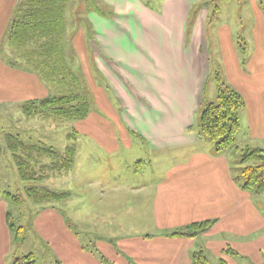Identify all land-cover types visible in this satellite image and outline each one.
<instances>
[{
  "label": "crops",
  "instance_id": "1",
  "mask_svg": "<svg viewBox=\"0 0 264 264\" xmlns=\"http://www.w3.org/2000/svg\"><path fill=\"white\" fill-rule=\"evenodd\" d=\"M125 1L132 2V11H104L94 0L98 9L93 7L86 19L91 35L88 63L117 101L118 114L113 121L97 119L94 124L99 128L93 134L82 137L81 145L70 144L75 150L72 167L56 175L71 169L78 173L83 166L81 175L91 179L86 182L100 188L85 186L81 193L70 189L69 197L58 201L63 208L58 202L40 208L30 222L32 235L44 247L46 264H103L93 249L114 264H191L188 252L194 247L202 249L209 262L216 256L227 264H237L225 257L218 232H231L228 223L236 221L242 227L240 235L247 237L263 223L254 228L261 217L254 210L253 195L233 181L231 152H216L197 135L210 75L206 52L210 0H121L124 9ZM16 2L0 0V41ZM261 6L262 13L252 16V51L245 71L237 70L240 81L227 77L229 86L244 101L239 130L243 127L245 132L236 137L237 145L264 137V2ZM2 60L0 107L21 110L28 100L52 96L37 74L7 66ZM37 117L45 124L48 121ZM73 138L72 133L67 134L69 141ZM127 152L137 158L134 164L126 161ZM91 153L94 162L101 163L97 175L94 169L88 174L85 166ZM158 162L165 166L150 172ZM142 168L143 173L139 172ZM129 195L133 197L130 204L126 202ZM85 201L92 206L106 205L108 216L119 222L134 220L140 225L133 235L95 236L89 247L67 226L66 220L74 224L75 216L70 213L68 217L64 209L69 205L75 211ZM7 212L0 194V264H8L12 251ZM210 219L215 220L213 225L195 238L163 235ZM202 238L210 239L205 243ZM244 247L242 244L240 249ZM234 251L253 264L264 260L263 252L262 259L253 261L250 253Z\"/></svg>",
  "mask_w": 264,
  "mask_h": 264
},
{
  "label": "rangeland",
  "instance_id": "2",
  "mask_svg": "<svg viewBox=\"0 0 264 264\" xmlns=\"http://www.w3.org/2000/svg\"><path fill=\"white\" fill-rule=\"evenodd\" d=\"M103 10H117V11H132V2L125 1L126 9L122 7L121 0H103L100 1ZM264 0H210L208 7L210 9L208 21L206 24L207 30V44L206 52L208 57L210 56V75L205 83V100L204 103H211L215 101V98L211 100V95L217 93V78L220 77L227 85L228 79L232 81H240L239 73L237 70L245 71L247 66L248 57L252 51V41L250 39L252 28V16H259L262 13L261 3ZM218 6V9L216 7ZM94 4L91 0H70L67 3L65 10L66 20V32L65 40L63 44L64 61L69 68L68 85L70 89L63 88L62 86L54 87L53 84L48 85L51 95H58L68 93L73 90H77V93L87 95L90 101V108L88 114L79 120H62L57 121L58 118H49L48 121H39L40 118L34 117L25 119L21 110L18 108L5 109L0 107V146L5 145V134H18L22 141L26 143H43V145L52 146L53 149L62 153L65 147L69 144L81 145L80 139L86 134H93L96 130L94 122L97 119L103 118L110 121L116 119L118 114V104L115 99L112 98L109 89L107 88L105 81L102 77H99L97 73L88 63L90 56V48L88 40L91 38L88 23L86 21L87 15L93 12ZM10 47H3L0 53V59L6 63L14 61L17 56L12 52ZM7 66H10L6 63ZM20 69V67H14ZM74 77V78H73ZM77 77V80H76ZM231 81V82H232ZM56 120V121H55ZM55 121V122H53ZM244 121L241 126H244ZM243 127L237 133V137H241L244 133ZM72 133L75 138L69 141L67 134ZM214 149V145L211 141L203 137ZM256 142L252 143H240L239 147L242 149L246 145L251 147H260L264 150V137H258ZM76 141V143H75ZM205 144V143H203ZM226 151L225 153H228ZM135 155L140 154L139 151L134 150ZM240 151L232 149L229 154V160L231 162L233 181L239 187L237 181L242 183V168L245 164L240 162ZM87 156L88 153H83ZM75 156V152H74ZM130 154L126 153V161L135 163L137 158L129 157ZM137 157V156H136ZM95 158L92 153L86 161V169L88 174L95 170L96 175L101 172V163L94 162ZM49 159L43 157L34 166V170L37 174H42L40 171L39 163H47ZM81 165L84 163L81 160ZM165 164L160 162L152 164L149 171L160 170ZM78 168V167H76ZM144 168V167H143ZM139 172H145L144 169ZM85 168L79 167L78 173L72 169L68 174L56 176L57 174L48 175L45 180L28 179L24 180L20 178L14 160L10 155L0 152V189L1 191H9L20 197L21 203L15 204L6 200L8 206V213L10 220L16 226H24V239L19 243L12 244L11 255L8 257V264H14V259L19 255L33 254L36 264H46L47 254L44 252V247L40 241L32 235L33 227L30 225L33 215L39 211L44 205L56 204L57 201H47L42 205H37L29 199L25 194V188L30 186H45L47 189L55 192H69L70 189L76 193L85 186L90 188H100V185L92 182L91 179L86 180V174L81 175L82 170ZM153 178V177H152ZM70 185L74 186L71 187ZM240 188V187H239ZM242 189V188H241ZM247 191V194L253 195L252 204L254 210L261 217L259 222L254 227L259 229L257 232L242 237L240 235L242 227L241 224L236 221H230L228 226L231 228V232H218V238L222 241V250L227 248H236L240 251L250 253L251 259H262L261 252L264 253V194L257 195L251 191ZM81 193V191H80ZM79 193V194H80ZM132 196H128L126 202L130 204ZM63 208L61 203H57ZM58 206V208H60ZM71 206L65 207L67 216L70 217V213L75 216V222L73 225L74 231H76L81 238V241L89 246H93L95 236L109 237V236H122L133 235L135 228L139 227V223L134 220L120 221L115 217H109L107 206L102 204L100 206H92L89 201L81 202L75 208ZM131 207V206H130ZM125 209L127 207L125 206ZM74 211V212H73ZM128 216V215H125ZM130 218H133L130 215ZM134 219V218H133ZM76 220L78 222H76ZM111 220V221H110ZM263 221V222H262ZM239 234H237V233ZM105 239V238H104ZM210 238H202V241L207 243ZM118 239H116L117 241ZM105 241H107L105 239ZM108 244L107 242H105ZM229 244V245H228ZM240 244V245H239ZM242 244L245 246L242 250ZM109 245V244H108ZM239 245V246H238ZM221 248V247H220ZM233 249V250H234ZM198 250L194 247L188 252L191 256V252ZM24 253V254H22ZM225 257L235 261L237 264H253L250 260L242 257V255H231L224 253ZM210 264H221L220 258L216 256L210 257ZM191 261V258H190ZM47 264H50L49 262ZM261 264V260H260ZM262 264L264 260L262 259Z\"/></svg>",
  "mask_w": 264,
  "mask_h": 264
},
{
  "label": "trees",
  "instance_id": "3",
  "mask_svg": "<svg viewBox=\"0 0 264 264\" xmlns=\"http://www.w3.org/2000/svg\"><path fill=\"white\" fill-rule=\"evenodd\" d=\"M69 1L17 0L0 41V53L6 46L10 47L17 56L12 62L6 61L8 65L35 73L46 84L52 83L54 87L62 86L70 89L68 85L70 73L63 53L66 32L65 10ZM91 2L98 9L94 0ZM12 52L9 55L13 57ZM243 105L241 95L218 77L215 101L203 102L199 111L197 135L211 141L216 152L228 150L231 152L232 149L240 151V162L245 165L241 172L243 181L242 183L237 181V183L243 190L261 195L264 194V150L248 145L241 149L236 140L240 127L239 114ZM89 108L90 101L87 95L77 93V90L73 89L68 93L28 100L21 104V112L27 119L41 116L47 119L79 120L88 114ZM0 152L10 155L14 160L20 178L45 180L48 177L47 171L51 174L66 173L74 162L75 150L69 144L64 152L58 153L52 146L43 145V143H26L18 134L7 133L5 134V145L0 146ZM43 157H47L49 162L39 163L42 174H37L34 166ZM0 194L5 200L15 204L21 203L20 197L9 191L0 189ZM25 194L37 205H42L47 201L58 202L69 197L68 192L58 193L45 186L26 187ZM214 222V219L193 222L171 231H165L163 235L195 238L205 233ZM66 223L74 232L69 220H66ZM7 224L11 232L12 244L21 242L24 239V226H16L10 220L8 212ZM92 251L98 255L103 264H114L95 249ZM225 252L237 255V252L231 248L223 250V253ZM220 263L227 264L223 258H220ZM14 264H36V262L34 255L29 253L15 257ZM191 264H210V262L205 252L198 249L191 252Z\"/></svg>",
  "mask_w": 264,
  "mask_h": 264
}]
</instances>
